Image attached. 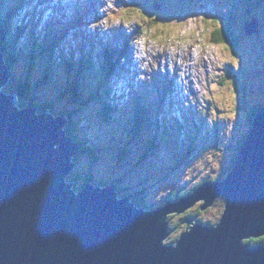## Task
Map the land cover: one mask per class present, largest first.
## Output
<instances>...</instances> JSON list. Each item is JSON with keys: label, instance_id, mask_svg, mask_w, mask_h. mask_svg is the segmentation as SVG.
<instances>
[{"label": "rangeland", "instance_id": "374dc122", "mask_svg": "<svg viewBox=\"0 0 264 264\" xmlns=\"http://www.w3.org/2000/svg\"><path fill=\"white\" fill-rule=\"evenodd\" d=\"M20 1L24 5L16 25L30 24L38 40L50 31L65 44L54 53L53 63L59 65L65 53L70 60L90 61L100 83L109 67L117 64L105 84L109 99L129 112L139 101L150 108L146 117L155 110L159 118L170 121L164 124L171 132L167 140L146 117L150 128L142 121V133L114 130L104 120L99 103L84 104L79 96L80 102H75L63 94L74 75L61 71L48 78L39 67L16 65V79L29 81L31 87L20 105L51 103L57 115L72 112L73 131L71 126L67 131L91 149V154L77 155L78 164L70 174L76 178L75 188H81L89 176L103 187L116 181L123 189L119 197L135 194L134 199L151 210L205 181L225 179L248 138L252 114L264 108V0ZM225 26L236 38L232 47L214 41L218 29ZM138 32L140 38L129 46ZM27 38L22 35L20 43L31 44ZM92 78L89 72L84 77L88 88L79 91L84 100ZM202 204L185 216L216 225L224 199L207 211L201 210ZM185 216H170V226L178 228L166 244L186 230Z\"/></svg>", "mask_w": 264, "mask_h": 264}, {"label": "water", "instance_id": "95a60500", "mask_svg": "<svg viewBox=\"0 0 264 264\" xmlns=\"http://www.w3.org/2000/svg\"><path fill=\"white\" fill-rule=\"evenodd\" d=\"M13 71L0 47V264H264V244H244L264 237V109L224 181L147 211L133 195L119 199L115 184L71 189L80 146L61 131L68 118L19 111L17 95L2 90ZM219 197L216 226L187 220L178 241L165 244L170 215L202 201L207 210Z\"/></svg>", "mask_w": 264, "mask_h": 264}, {"label": "trees", "instance_id": "16d2710c", "mask_svg": "<svg viewBox=\"0 0 264 264\" xmlns=\"http://www.w3.org/2000/svg\"><path fill=\"white\" fill-rule=\"evenodd\" d=\"M6 2V6H5ZM11 4H8V3ZM24 5L20 0H0V47L4 49L5 52V58L8 62V65L13 69L17 63L20 61H27V63L30 65V68L34 64H36L37 58L40 59L41 63V69L42 71L44 70V65L45 61L48 62V66H51V68L47 67V77L48 78H53V69H54V64L57 65V67L62 66V70L71 75H74V79L64 88L63 94L64 95H70L72 99L77 102L79 99L77 96L83 98L84 96L80 94V90H84L86 92V88L88 86L84 84V77L87 72L91 74L94 78L92 80L94 83L97 85L95 89V84L91 83L89 88V93H86V98L84 100V103H91V102H97L100 104L102 112H103V117L104 120L110 125H112V128L114 127H119L120 129L124 130H129V131H134L133 133H139V132H144V127L142 124V121H145V127L146 129L150 128V125L148 122H146L145 118L146 113L148 110H150L149 106L147 105H141L139 101H134V103L131 105L132 106V111L129 112L126 109L121 108L113 100L109 99V94L108 90L105 91V84L107 86L109 79H112L113 74L117 70V64H111L114 66L109 67V69L104 73L103 77V82L100 83L99 75L95 71H93V68L91 67L90 61H85L82 59L81 61H76V60H70L65 54H62V63L58 65V63H53V57L54 53L56 51L57 47H64V44H60L59 40L57 38H54L52 34H46L44 35L43 40H38V37L36 38L35 32H30L27 33V27L30 28V25L28 26H15L13 27V22L17 18V14L19 10H22L21 7ZM6 9V10H5ZM2 10H5L6 13L1 16ZM26 25V24H25ZM13 31V32H12ZM29 36L28 38L31 40V44L27 42L26 45H20V37L22 35L26 34ZM140 33H136V36L132 38V40L129 42V46L132 45V43H135L140 38ZM6 37V43L4 42V38ZM11 38V39H10ZM18 38V39H17ZM214 41L219 43V44H227L228 46H234L235 44V36L231 33L229 28L227 26L221 27L218 29V31L215 34V37L213 36ZM15 40V41H14ZM63 41V39H60ZM52 46H51V44ZM47 43V44H46ZM29 47L33 48V50H30ZM52 47V48H51ZM71 50H75L73 47H71ZM40 51V52H39ZM30 52L33 53L30 54ZM34 53H37V56L34 55ZM39 56V57H38ZM30 59V61H28ZM33 59V63L31 62ZM111 60V58H110ZM92 69V70H91ZM91 70V71H89ZM48 80V79H47ZM83 80V84L81 82ZM104 81L106 83H104ZM7 90L9 92H16L20 96V103L22 100L27 99L28 97V92L30 89V83L29 81H23L20 79H16L14 76V79L10 82V86H8ZM88 92V91H87ZM108 99L110 102H108ZM22 108L25 107L24 105L21 106ZM31 107H34L35 109H38L40 113L50 110L51 113L55 115V111L53 108V104L51 103H46L44 105H31ZM154 107V106H153ZM65 115L69 116L70 123L68 126H71V130L74 127V115L70 112H65ZM57 115V114H56ZM130 115V116H129ZM257 115V112H254L251 116V125ZM147 121L150 119V123L154 124L156 123V126H160L159 122H161V118L157 116V113L155 110L151 111V115L149 117H146ZM67 130V128H66ZM68 133H71L67 131ZM77 138H79L77 136ZM156 138V137H155ZM164 139H169L168 138V132L166 131L163 134ZM154 139V138H153ZM79 144L81 145V154H91V149H89L86 146L85 142H82L81 140L78 139ZM194 142V141H193ZM75 163H78V156L75 157L74 159ZM68 181L74 185L75 189V182L76 178H68ZM93 182L92 178H88L86 182ZM85 182V184H86ZM116 182V181H115ZM118 183V182H117ZM103 185V184H100ZM118 191L123 192V189L118 188ZM191 193V192H190ZM181 195H176L174 199L172 200H179ZM134 203L138 205L139 207H143L142 201L139 200V198H135ZM176 227L178 226H172L171 231L177 230ZM177 240H173L172 243H175ZM264 242V238L258 239V240H250L247 241L246 244L249 246H258Z\"/></svg>", "mask_w": 264, "mask_h": 264}, {"label": "clouds", "instance_id": "9594fccd", "mask_svg": "<svg viewBox=\"0 0 264 264\" xmlns=\"http://www.w3.org/2000/svg\"><path fill=\"white\" fill-rule=\"evenodd\" d=\"M14 25L16 26V20H15V22H14ZM29 25H30V24H29ZM17 26H20V25H17ZM27 26H28V25H27ZM33 29H34V28H33ZM25 35H27V33H26ZM35 35H36V34H35ZM27 36H28V35H27ZM28 37H29V36H28ZM10 39H11V38H10ZM28 39H29V38H27V40H28ZM19 41H20V40H19ZM26 43H27V42H26ZM20 44H21V43H20ZM21 45H22V44H21ZM25 45H26V44H25ZM64 47H65V46H64ZM38 57H39V56H38ZM54 58H55V56L53 57V59H54ZM38 61H39V62H38ZM36 62H37V64H39V66H37V64H34V65L32 66V68H30V69L33 70L35 67H39L40 71H42L41 66H40V63H41L40 59L37 58V61H36ZM19 63H26V64H28L27 61H24V60H23V61H20ZM19 63H17V65H18ZM44 63H46V66L48 67V65H47L48 62L45 61ZM30 65H31V64H30ZM30 65L28 64L29 67H30ZM15 67H16V65L13 67V69H15ZM46 69H47V68H46ZM46 69H44V70H46ZM44 70H43V71H44ZM54 70H55V69H53V75H52V76H57L56 73H59V72L63 71V70H62V66H61V67H57L56 72H54ZM43 71H42V72H43ZM64 73H65V72H64ZM13 75L15 76L14 71H13ZM15 78H16V77H15ZM71 81H72V80H71V78H70V82H71ZM10 82H11V81H9V83L7 84V86H5V87L3 88V92H4V93H7L8 95H10V94H16V95H17V97H18L17 107H18L20 110L25 109V108H34V107H31V105H30V106L24 105L25 107H23V108L21 107L22 105H20V97H19L20 95H19L18 93H16V92H9V91L7 90V88H9L8 86L10 85ZM68 84H69V83H68ZM68 84H65V85L67 86ZM30 89H31V87H30ZM30 89H29V90H30ZM5 90H6V91H5ZM28 94H29V92H28ZM28 96H29V95H28ZM69 96H70V95H68V97H69ZM77 98H78V96H77ZM80 98H81V97H80ZM25 100H26V99H25ZM82 101H83V103H84V99H83V98H82ZM77 102H80V100L77 101ZM84 104H87V103H84ZM34 109H35V108H34ZM263 109H264V108L258 110L257 113H258L259 111L263 110ZM48 110H49V109H48ZM37 111H38V109L36 110V112H37ZM44 112H45V111H44ZM44 112H42V113H44ZM50 112H51V111H50ZM42 113H41V114H42ZM64 113H65V112H62V113H59L58 115H56V114L54 115L53 113H51V114H53L55 117L66 116V117L68 118V124L65 126V128H66V127L69 125L70 120H69V116H68V115H65ZM70 113H72V112H70ZM165 119H166V118H163V119L161 120V122H159V124L161 123V124H163V125H162V126L160 125V126L158 127V128H159V134H158V135H159V136L161 135L162 138H163V134L167 131V132H168V138H170V137H171V132L169 131V129L167 128L166 125L164 126L165 122H167V120L165 121ZM73 121H74V119H73ZM162 122H164V123H162ZM253 122H254V121H253ZM156 123H157V122H156ZM156 123L152 124V126H154V130L157 128ZM73 125H74V124H73ZM252 125H253V123H252ZM252 125H251V128H252ZM163 126H164V127H163ZM65 128H64V131L67 132V130H66ZM251 128H250V131H251ZM121 130H123V131H127V132H131L133 135L138 134V133H133L134 131L132 132V131H129V130H124V129H121ZM250 131H249L248 135L250 134ZM158 135H157V136H158ZM157 136L155 135L153 138H155V137H157ZM163 139H164V138H163ZM164 140H167V139H164ZM244 142H245V140L243 141V143H244ZM79 154H81V147H80V152H79L77 155H79ZM77 155L74 156L73 159H72V163L75 164V167H76V165L78 164V163H75V161H74V159H75V157H77ZM238 155H239V154H238ZM235 162H236V161H235ZM74 169H75V168H74ZM72 172H73V171H72ZM72 172H71V173H72ZM71 173H70V174H71ZM70 176H71V175H69V176L67 177L66 182H67L69 185H71V189H72L73 191L77 192V193H79L81 190H83V188H84L88 183L91 182V181H90V182H86V180H87L89 177L92 178V176H89V177L85 178L84 183H83V186H82L81 188H75V189H74V188H73V184H71V183L68 181V178L70 179ZM227 176H228V175H227ZM227 176H226V177H227ZM226 177H225V179H226ZM225 179H224V180H225ZM92 180H93V178H92ZM224 180H222V181H224ZM222 181H215V182H222ZM85 182H86V184H85ZM205 182H208V181H205ZM205 182H203V183H205ZM91 183H93V182H91ZM203 183H202V184H203ZM213 183H214V182H213ZM93 184H94L96 187H100V188H104V187H107V186L114 185V184H110V185H106V186L103 187V185H100V184H98V185H96L95 183H93ZM202 184H200L199 186H201ZM199 186H198V187H199ZM118 187H119V186H118ZM198 187H195L192 191H190L191 193H190V192H187V193H184L182 196L185 197V196L191 195V194H192V193H193ZM117 192H118V198H119V199H123V198H126V197H127L126 195L123 196V197H119V193H120V191H118V189H117ZM128 195H129V196L133 195V197L131 198V203H133L135 206H138V205H136V204L134 203V200H135V199H134L135 194H128ZM174 197H175V195L170 196L169 199L165 202V204H166L168 201L176 202V201H179L181 198H183V197H181L179 200H172V199H174ZM220 198H223V197H219L217 200H219ZM133 199H134V200H133ZM223 199H224V198H223ZM139 200H140V199H139ZM217 200H216V202H217ZM216 202H215V203H216ZM203 203H204V202H203ZM165 204H164V205H165ZM198 204H200V203H198ZM198 204H196V205H198ZM164 205H162V206H164ZM196 205H195V206H196ZM162 206H160V207H162ZM195 206H194V207H195ZM202 206H203V204L201 205V207H202ZM138 207H139V206H138ZM160 207H157V208H155V209H151V210H150V209H148L146 206L143 205V207H139V208H140V209H145V210H147V211H153V210H156V209H158V208H160ZM194 207H193V208H194ZM193 208H192V209H193ZM210 208H211V207H210ZM210 208H209V209H210ZM190 210H191V209H190ZM190 210H189V211H190ZM201 210H202V209H201ZM207 210H208V209H207ZM207 210H202V211H207ZM224 210H225V201H224ZM224 210H223V212H224ZM189 211H187L186 213H188ZM186 213L183 214V215H170V216L182 217V216H185ZM170 216L168 217V222H169V232L171 233L172 231H171L170 220H169ZM221 217H222V216H221ZM220 219H221V218H220ZM220 219H219V220H220ZM187 220H193V221L195 222V224H197V223H202L203 225H206V224H204L203 222L198 221L197 218H196L195 216L193 217L192 215H187V216H185V218H184V220H183V223H184V225H185V229H186V230H187V226H188L187 223H186ZM218 223H219V222H218ZM218 223H217V224H218ZM217 224H216V225H217ZM216 225H214V226H216ZM206 226H210V225H206ZM212 226H213V225H212ZM186 230H185V231H186ZM185 231H184V232H185ZM184 232H183V233H184ZM183 233H182V234H183ZM182 234H181V235H182ZM181 235H180V236H181ZM169 238H170V237H169ZM169 238H168V239H169ZM179 238H180V237H179ZM179 238H178V239H179ZM263 238H264V237H263ZM178 239H177V241H178ZM259 239H261V238H259ZM252 240H258V239H252ZM177 241H176V242H177ZM248 241H250V240H248ZM176 242H175V243H176ZM246 242H247V241H245L244 244H245V245H248V244H246ZM171 243H172V242H171ZM175 243H172V244H169V245H174ZM165 244H166V243H165ZM262 244H264V242H263ZM262 244H260V245H262ZM166 245H168V244H166ZM248 246H249V245H248ZM258 246H259V245H258ZM249 247H250V248H254V247H257V246H249Z\"/></svg>", "mask_w": 264, "mask_h": 264}, {"label": "bare ground", "instance_id": "6f19581e", "mask_svg": "<svg viewBox=\"0 0 264 264\" xmlns=\"http://www.w3.org/2000/svg\"><path fill=\"white\" fill-rule=\"evenodd\" d=\"M17 16H18V14H17ZM23 25H24V26H27V25H25V24L22 23V26H23ZM29 29H31V27H30V28L27 27V31H26L27 33H30V32H33V31H34V29H31V30H29ZM35 30H36V29H35ZM34 32H35V31H34ZM46 34H52V33H51L50 31H45V32H43L42 38H44V35H46ZM52 35H53V34H52ZM53 36H54V38H57V39H58V37H57L56 35H53ZM35 37H36V36H35ZM28 43H30V41H29ZM46 44H47V43H46ZM50 44H51V42H50ZM51 46H52V44H51ZM51 48H52V47H51ZM58 50H59V47L56 48L55 53L58 52ZM67 55H68V54L65 53L64 56H67ZM2 90H3V89H2ZM172 91H173V90H172ZM16 107H17V105H16ZM17 109H18L19 111H21L18 107H17ZM109 125H110V124H109ZM110 127H112V125H110ZM64 128H65V127H64ZM113 129H114V130L118 129V131H119L120 128H119V127H115V128L113 127ZM61 131L63 132V134H67V135L65 136L66 138H69L70 140L72 139L73 142H74L75 144H77L78 146L81 147V145H80L79 142H78V138H77V136L74 135V132L68 133V132H65L64 129H61ZM71 131H73V129H72ZM79 140H80V139H79ZM81 141H82V140H81ZM243 145H244V144H242L241 147H240V148H241V149H240V152L242 151V147H243ZM240 152H239V153H240ZM234 166H235V164H234ZM234 166H233V168H234ZM233 168H232V169H233ZM208 182H210V181H208ZM210 183H213V182H210ZM112 184L117 185V186H116V189L120 188V186H119V184H118L117 182H113ZM118 186H119V187H118ZM126 196L129 197V195H126ZM214 205H215V204H214ZM136 207H137L138 209H140L138 206H136ZM212 207H213V206H212ZM212 207H211V208H212Z\"/></svg>", "mask_w": 264, "mask_h": 264}]
</instances>
